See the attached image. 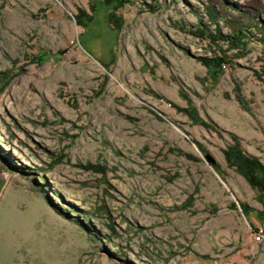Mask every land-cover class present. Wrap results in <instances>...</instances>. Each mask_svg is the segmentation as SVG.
Returning <instances> with one entry per match:
<instances>
[{
    "label": "rangeland",
    "instance_id": "1",
    "mask_svg": "<svg viewBox=\"0 0 264 264\" xmlns=\"http://www.w3.org/2000/svg\"><path fill=\"white\" fill-rule=\"evenodd\" d=\"M122 1L0 0V264H264V0Z\"/></svg>",
    "mask_w": 264,
    "mask_h": 264
},
{
    "label": "trees",
    "instance_id": "2",
    "mask_svg": "<svg viewBox=\"0 0 264 264\" xmlns=\"http://www.w3.org/2000/svg\"><path fill=\"white\" fill-rule=\"evenodd\" d=\"M102 2L108 5L110 9L112 8L114 10L116 6L120 5V3H123L122 0H102ZM208 12L210 15H214L212 9H209ZM90 17L91 14H88L83 9H79L75 20L79 25H85ZM116 17L117 16H115V12L113 10H109L107 19H109L111 22H116L114 21L115 19H117ZM115 25L119 24L116 22ZM257 29L264 32V26H258ZM246 31H248L246 29V26H244L243 24H239L238 30H234L232 34L226 33L225 40L229 41V43L231 44H238L240 42V39L243 36L245 37ZM200 33H204L203 28L200 29ZM38 58L41 59V56L39 55ZM226 61L227 60L225 58L218 57L212 58V60L206 59L205 64L208 66H212L215 62L216 64H218ZM230 135L234 143L229 145L227 150L224 151L225 158L230 165H233L236 170H238L245 177V179L253 187V189L256 190L257 194L259 195L258 199L262 204V208L260 210H254V213L255 215H257V217L259 216V219H262V215L264 214V164L259 160L258 157L245 152L240 147L237 141V136L232 133H230ZM242 208L246 213L250 209L245 203L242 205Z\"/></svg>",
    "mask_w": 264,
    "mask_h": 264
},
{
    "label": "built area",
    "instance_id": "3",
    "mask_svg": "<svg viewBox=\"0 0 264 264\" xmlns=\"http://www.w3.org/2000/svg\"><path fill=\"white\" fill-rule=\"evenodd\" d=\"M255 234L257 237L263 236V229L261 228L256 229Z\"/></svg>",
    "mask_w": 264,
    "mask_h": 264
},
{
    "label": "water",
    "instance_id": "4",
    "mask_svg": "<svg viewBox=\"0 0 264 264\" xmlns=\"http://www.w3.org/2000/svg\"><path fill=\"white\" fill-rule=\"evenodd\" d=\"M206 158H207V160H209L210 162H214V159H213L210 155L206 154Z\"/></svg>",
    "mask_w": 264,
    "mask_h": 264
}]
</instances>
